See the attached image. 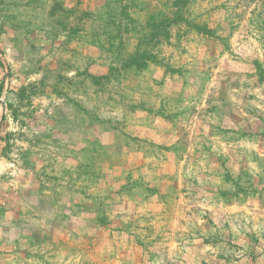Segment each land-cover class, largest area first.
<instances>
[{
	"label": "rangeland",
	"instance_id": "obj_1",
	"mask_svg": "<svg viewBox=\"0 0 264 264\" xmlns=\"http://www.w3.org/2000/svg\"><path fill=\"white\" fill-rule=\"evenodd\" d=\"M0 264H264V0H0Z\"/></svg>",
	"mask_w": 264,
	"mask_h": 264
}]
</instances>
